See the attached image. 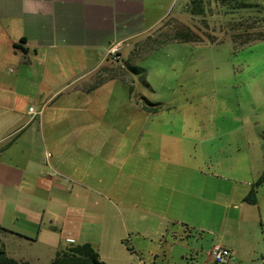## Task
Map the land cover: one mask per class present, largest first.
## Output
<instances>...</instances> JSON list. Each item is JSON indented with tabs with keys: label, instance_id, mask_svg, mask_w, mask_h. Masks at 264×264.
Wrapping results in <instances>:
<instances>
[{
	"label": "rangeland",
	"instance_id": "obj_1",
	"mask_svg": "<svg viewBox=\"0 0 264 264\" xmlns=\"http://www.w3.org/2000/svg\"><path fill=\"white\" fill-rule=\"evenodd\" d=\"M193 1L171 0L130 54L110 57L108 76L122 77L101 75L97 89L47 113L73 127L74 144L57 151L62 171L55 151L43 154L45 164L54 157L44 174L69 187L58 196L67 206L43 196L36 242L2 238L10 257L50 264L71 243H91L106 264H208L220 245L241 253L231 264H264V0H195L203 13ZM179 32L201 42H167ZM70 164L90 177L71 179ZM14 205L0 196V224Z\"/></svg>",
	"mask_w": 264,
	"mask_h": 264
},
{
	"label": "crops",
	"instance_id": "obj_2",
	"mask_svg": "<svg viewBox=\"0 0 264 264\" xmlns=\"http://www.w3.org/2000/svg\"><path fill=\"white\" fill-rule=\"evenodd\" d=\"M170 7L171 0H0V196L15 202L13 217L5 215L0 224L1 240L11 235L36 242L34 236L45 219L40 222L38 203L44 202L43 196L56 207L67 206L58 196L68 194L69 187L44 174V167L54 159L50 156L45 164L44 155H49L47 149L55 151L61 167H51L62 171L68 160L64 151H57L74 144L68 141L73 127L55 123L47 113L57 110L62 101L69 105L70 98L97 89L101 75L107 80L122 77L108 76L116 64L109 57L112 47H121L122 57L130 54L165 20ZM25 99L32 102L28 109ZM33 106L43 109L35 119L29 113ZM61 131L65 135L59 136ZM70 170V178L90 177L85 167L80 171L70 164ZM81 180L75 182L82 188L101 191ZM262 230L264 236L263 225ZM226 248L234 252L229 264L237 262L241 253ZM261 255L264 263V244Z\"/></svg>",
	"mask_w": 264,
	"mask_h": 264
},
{
	"label": "trees",
	"instance_id": "obj_3",
	"mask_svg": "<svg viewBox=\"0 0 264 264\" xmlns=\"http://www.w3.org/2000/svg\"><path fill=\"white\" fill-rule=\"evenodd\" d=\"M198 12L203 13L204 9L202 4H198L197 1H193ZM200 13V14H201ZM167 42H201L200 39L186 32L177 33L172 39ZM130 71L136 75H140L143 78L145 86L149 87V84L145 79V71L140 67H133L128 64ZM264 182V175L261 177L259 183ZM0 264H29L28 262L17 261L8 256L5 245L0 239ZM51 264H106L101 260L99 252L94 248L91 243L84 244H71L66 249H61L56 253V256Z\"/></svg>",
	"mask_w": 264,
	"mask_h": 264
},
{
	"label": "built area",
	"instance_id": "obj_4",
	"mask_svg": "<svg viewBox=\"0 0 264 264\" xmlns=\"http://www.w3.org/2000/svg\"><path fill=\"white\" fill-rule=\"evenodd\" d=\"M121 47H112L110 50V55L113 61L120 60V52ZM29 113L32 115V118L35 119L38 116H41L43 113V109L37 111L36 108L33 106L29 109ZM234 257V252L226 247H222L220 245L215 246L214 249L210 253V262L208 264H229L231 259Z\"/></svg>",
	"mask_w": 264,
	"mask_h": 264
}]
</instances>
